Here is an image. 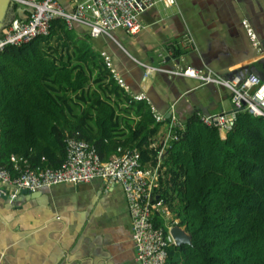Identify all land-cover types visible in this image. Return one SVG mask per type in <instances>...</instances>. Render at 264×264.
<instances>
[{"label":"trees","instance_id":"trees-1","mask_svg":"<svg viewBox=\"0 0 264 264\" xmlns=\"http://www.w3.org/2000/svg\"><path fill=\"white\" fill-rule=\"evenodd\" d=\"M67 30L58 19L48 36L0 52V165L15 176V155L35 168H60L72 136L93 144L103 161L118 147L138 149L144 166L161 162L154 195L191 238L168 249L166 264H264V118L240 110L222 139L194 114L178 140L163 152L152 148L170 119L156 122L151 103L134 100L101 65L94 89L92 68L55 58L48 46Z\"/></svg>","mask_w":264,"mask_h":264},{"label":"crops","instance_id":"crops-1","mask_svg":"<svg viewBox=\"0 0 264 264\" xmlns=\"http://www.w3.org/2000/svg\"><path fill=\"white\" fill-rule=\"evenodd\" d=\"M192 2L193 9L179 8L175 12L171 9L172 2L165 1L163 11L157 7L141 16L139 33L132 36L122 30L123 36L135 38L130 50L118 41H114L117 44L109 41L108 46L98 48L88 41L91 38L88 30L80 26L59 32L54 37L56 44L51 41L48 47L56 51L55 58L71 57L72 63L79 61L92 68L94 89L99 65L108 69L101 56L106 52L116 74L125 82V91L129 95L145 93L152 107L165 119L174 115L184 122L199 113H230L234 107L227 88L204 85L198 79L171 75L166 70L193 67L226 78L238 76L264 83V70L257 64L259 59L244 60L249 37L242 25L243 20H248L264 45V0ZM185 12L194 15L185 16ZM73 31L75 36L69 33ZM85 43L92 54L78 60L73 53L88 51L83 47ZM67 46L70 51L66 53L62 49ZM177 50L181 51L180 56L176 55ZM248 65V69L243 68ZM149 67L162 70L150 71L144 80ZM123 117L134 123L138 120ZM121 130L127 133L123 127ZM167 133V124L161 125L151 147L160 146L163 152ZM131 222L126 195L118 184L97 179L38 192L9 187L6 194L0 195V264H140L132 241ZM154 223L169 231L173 221L155 211Z\"/></svg>","mask_w":264,"mask_h":264},{"label":"built area","instance_id":"built-area-1","mask_svg":"<svg viewBox=\"0 0 264 264\" xmlns=\"http://www.w3.org/2000/svg\"><path fill=\"white\" fill-rule=\"evenodd\" d=\"M165 1L174 0H76L68 5L59 0H12L15 6L23 9V18L16 16L0 31V52L7 46H21L38 37L48 36L52 22L58 19L64 21L69 30L80 26L88 30L91 38L97 39L104 35L117 42L113 32L123 30L128 35H136L141 31V16ZM242 25L252 44L259 47L260 41L251 23L245 19ZM101 56L116 82L126 88L124 80L113 69L111 57L106 52H102ZM156 70L162 69L149 67L144 80L150 71ZM166 72L229 90L234 107L230 113L198 114L205 125L217 128L224 139L235 126L240 110L264 118V83L259 80L242 79L238 76L226 78L211 70L197 71L193 67ZM132 98L136 101L148 100L145 93L133 95ZM152 113L156 122L163 123L166 120L154 107ZM184 129V122L172 115L167 125L166 147L171 141L178 140ZM66 145V159L57 169L35 168L28 160L13 155L11 161L16 175L0 165V192L6 194L9 187L18 191L38 192L61 184L90 183L97 179L118 184L127 198L137 260L140 264H166L168 249L173 245L177 246L171 230L178 224V220L173 219L165 202L154 195V190L159 187L161 162L158 161L155 167L147 169L142 164L138 149L123 147H118L115 155L103 161L96 147L78 136L67 138ZM155 211L172 219L169 231L154 224Z\"/></svg>","mask_w":264,"mask_h":264},{"label":"water","instance_id":"water-1","mask_svg":"<svg viewBox=\"0 0 264 264\" xmlns=\"http://www.w3.org/2000/svg\"><path fill=\"white\" fill-rule=\"evenodd\" d=\"M15 5L13 4L12 0H0V31L4 28L5 25H7L13 18L16 16L22 17L23 14L22 11L23 9L18 8L16 13L14 12V7ZM12 8V11L14 12L13 18L7 23L4 21L6 14L8 13V9ZM260 41V40H259ZM232 53L235 54L232 50H230ZM264 55V45L260 42L259 47H255L252 42L248 41L246 44V52L243 55H246L244 60H251V58H256L259 59L257 60V64L264 70V56H260V54ZM255 60V61H256ZM250 65L243 67L244 69H248ZM264 76V74H263ZM24 192H29L28 190H23ZM1 195V192H0ZM171 234L176 240L177 245H182V244H188L191 242L190 235L185 232L184 229L181 227H174L171 230Z\"/></svg>","mask_w":264,"mask_h":264},{"label":"rangeland","instance_id":"rangeland-1","mask_svg":"<svg viewBox=\"0 0 264 264\" xmlns=\"http://www.w3.org/2000/svg\"><path fill=\"white\" fill-rule=\"evenodd\" d=\"M61 3H63V4H66V5H68L70 2H75L76 0H59ZM77 1H81V2H83V1H85V0H77ZM172 10L173 11H175V12H178V9L180 8V9H183V11L184 10H186V8H191V9H193L192 8V6H193V2H192V0H176V2H172ZM158 8H162V11L165 9V6L163 5V4H159L158 6H157ZM156 7V8H157ZM8 13L6 14V16H5V19H4V21L5 22H9L12 18H13V16H14V12L12 11V8H9L8 9V11H7ZM183 15H185V16H188V15H194V14H189V13H187V12H185ZM122 30H119V31H116V32H113L112 34H113V36L115 37V39L118 41V43L123 47V48H125V49H128V50H130L132 47H131V42H133L134 40H135V38L134 37H127L126 35H122ZM70 34H72V36H75L74 34H76L74 31L73 32H69ZM68 33V34H69ZM124 33V32H123ZM125 34V33H124ZM52 44L53 45H55L56 44V42H57V40L55 39V38H53L52 40ZM88 41L91 43V44H93V43H96L97 45H98V48H102V47H106V46H108L109 45V41H111L112 43H114V44H117V43H115L114 42V40L112 41V40H110L108 37H106V36H104V35H102L100 38H98V39H91V38H89L88 39ZM58 44V43H57ZM54 47V46H53ZM83 47L85 48V49H88L89 48V45L88 44H83ZM118 47H119V45H118ZM132 51V53H135L133 50H131ZM182 229H184V228H182Z\"/></svg>","mask_w":264,"mask_h":264},{"label":"clouds","instance_id":"clouds-1","mask_svg":"<svg viewBox=\"0 0 264 264\" xmlns=\"http://www.w3.org/2000/svg\"><path fill=\"white\" fill-rule=\"evenodd\" d=\"M147 98H148V97H147ZM146 101H148V102H149V99H148V100H146ZM181 121H182V120H181ZM220 135H221V134H220ZM221 138H222V136H221ZM222 139H224V138H222ZM172 215H173V214H172ZM173 219H174V220H177V219H175L174 215H173ZM175 227H178V226H176V225H175ZM181 228H182V227H181Z\"/></svg>","mask_w":264,"mask_h":264}]
</instances>
